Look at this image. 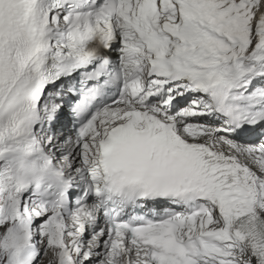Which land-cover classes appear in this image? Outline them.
<instances>
[{"label": "snow or ice", "instance_id": "obj_1", "mask_svg": "<svg viewBox=\"0 0 264 264\" xmlns=\"http://www.w3.org/2000/svg\"><path fill=\"white\" fill-rule=\"evenodd\" d=\"M0 264H264V0H0Z\"/></svg>", "mask_w": 264, "mask_h": 264}]
</instances>
